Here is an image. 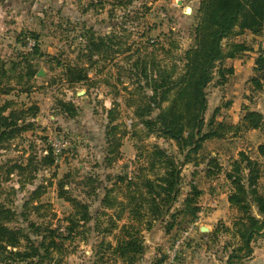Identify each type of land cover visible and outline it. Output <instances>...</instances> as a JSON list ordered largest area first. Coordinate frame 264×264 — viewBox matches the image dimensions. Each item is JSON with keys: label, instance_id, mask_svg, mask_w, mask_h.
I'll return each instance as SVG.
<instances>
[{"label": "rangeland", "instance_id": "rangeland-1", "mask_svg": "<svg viewBox=\"0 0 264 264\" xmlns=\"http://www.w3.org/2000/svg\"><path fill=\"white\" fill-rule=\"evenodd\" d=\"M199 2L0 0V89H9L0 96V105L9 103L5 116L17 118L19 125L23 120L28 123L23 132L0 143V204L16 212L9 226L24 228L32 239L44 235L46 229L66 235V219L79 218L66 198L86 204L98 219L79 223L73 238L61 242L52 264H122L105 250L107 243L115 247V238L123 234L122 226L131 223L122 210L123 186L116 179L133 181L141 172L149 179L160 177L161 169H149L146 164L147 153L155 146L174 157L180 171L179 193L169 211L175 215L176 225L166 232L168 214L148 230L141 226L144 251L135 264H163L166 250L188 230L179 264L182 260L190 264H264V231L253 236L250 250L244 248L241 235L247 234L248 223L245 214L229 206L232 188L225 177L232 171V163L240 162L239 153H244L262 163L257 188L264 196V159L258 155V147L264 144V126L256 131H231L223 139H208L193 160L184 163L190 148L180 152L168 137L147 134L133 116L135 109L143 107L148 90H142L139 68L132 64L137 59H155L169 70L173 57L180 59L193 44L191 27ZM187 8L190 14H186ZM89 34L96 42L103 39L105 45L88 51ZM169 40L176 41L178 48L168 49ZM231 42L244 43L252 52L254 48V62L259 55L264 57V27L260 35L245 32L222 40L223 52ZM228 61L221 66L216 63L204 88L203 130L212 117L233 127L240 125L249 110L264 118V84L254 91L249 84L252 78L236 80L233 73L222 82L217 71L221 67L225 74L232 69ZM67 65L85 69L87 80L67 83ZM63 103L72 104V117L65 113ZM53 138L65 145L57 156L49 146ZM191 186L200 191L192 203L194 206L197 201L200 209L194 220L174 214L184 208ZM107 189L112 191V205L103 209L101 201ZM212 200L217 201L220 214L214 222L203 221L213 210L214 205L209 204ZM251 213L261 221L254 208ZM30 224L35 227L28 230ZM201 227L207 232H201ZM0 264L7 261L0 257Z\"/></svg>", "mask_w": 264, "mask_h": 264}, {"label": "trees", "instance_id": "trees-1", "mask_svg": "<svg viewBox=\"0 0 264 264\" xmlns=\"http://www.w3.org/2000/svg\"><path fill=\"white\" fill-rule=\"evenodd\" d=\"M195 13L196 20L191 27L193 44L180 59L173 57L169 70L164 69L160 61L155 59L149 62L145 59H137L132 64V67L139 68L138 83L141 84L142 90H148V94L144 93L143 107L135 109L133 116L140 121L147 130V134L168 137L176 142L180 152L190 148L189 153L185 155L184 163L193 160V156L208 139H223L226 133L231 131L258 130L264 126L263 115L249 110L244 114L240 125L236 127L218 122L212 117L205 126L206 130L202 129V117L206 111L204 88L211 79L212 69L216 67V63L219 62L221 66L225 60L237 59L248 51L244 43L231 42L227 45V51L223 52L221 42L245 32L260 35L264 27V0H200ZM87 42L88 51L93 47L99 50L105 45L103 39H98L96 42L90 34ZM168 42V49L178 48L176 41ZM160 48L164 50V47ZM253 70L260 74L259 77H253L249 81L252 90L255 91L262 88L261 78L264 79L263 55H259L256 59ZM232 73V69H227L224 74L221 67L217 71L222 82L225 81L227 74ZM87 78L85 69L71 65L65 67L67 83L79 84ZM8 90L0 89V96L8 94ZM6 105L9 103L0 105V143L10 140L15 134L23 132L28 127L25 120L21 121L22 125H19L17 118L5 116ZM62 106L65 113L72 117L74 114L72 104L63 103ZM111 114L110 110L109 118ZM258 155L264 159V144L258 147ZM239 157L240 162L234 161L232 171L225 175L232 188L227 201L232 209L245 214L248 223L245 224L247 234L242 233L241 239L244 242V248L249 249L253 236L261 230L264 231V196L258 192L257 188L262 163L252 160L244 153H239ZM47 159L49 161L46 162L51 164V158ZM211 162L213 161L209 164ZM146 164L149 169H161L162 175L149 179L141 172L133 181L126 177L116 179V182L123 186L125 203L122 210L127 212L131 223L122 226L123 234L115 238V247L107 243L105 250H110L114 261H120L122 264H135L142 256L144 247L142 237L139 235L141 226H146L148 230L153 226V222L163 220L168 214L170 222L166 224V232L169 233L176 225L175 215L169 213L176 201L180 186V171L174 157L155 146L150 153H147ZM111 193V189L105 191L101 201L103 209L111 208ZM61 194L62 191L59 192L60 197ZM199 195L200 191L195 186H191V192L184 200V208L174 214H182L183 217H188V220L196 219L200 209L197 201L194 206L192 203ZM66 199L75 209V214L79 215L78 221H73L71 217L66 219V235L58 234L55 229H46L44 235H37L35 239H32L27 234L28 231L22 227H10V223L15 221L16 212L0 204L1 260L5 259L7 264L24 261L32 264H52L54 256L62 248L61 242L73 238L74 230L79 223L85 225L98 220L97 216L91 215L86 204L71 198ZM253 208L256 215L261 217V221L251 215ZM34 227L30 224L27 228L29 230ZM101 244L103 246L104 241Z\"/></svg>", "mask_w": 264, "mask_h": 264}, {"label": "crops", "instance_id": "crops-1", "mask_svg": "<svg viewBox=\"0 0 264 264\" xmlns=\"http://www.w3.org/2000/svg\"><path fill=\"white\" fill-rule=\"evenodd\" d=\"M253 48V47H251ZM252 51H250V49L246 52L243 53V55H241L239 58L237 59H232L229 60L228 62H231V67H232V71H233V76L236 80H241L246 78L245 81H247L248 79H251L253 77H259L260 74H257L254 72L253 68L255 65L254 62V56L256 57L257 53L256 50L253 48ZM261 83L264 84V79L261 78ZM252 131H256V130H252ZM226 195V194H225ZM224 198V194L222 195ZM226 198V196H225ZM209 204L213 207L212 212L207 215V217H203V221H210V222H214L213 219L214 217H217L220 214V210L219 207L217 206V201H209ZM215 220V219H214ZM201 221V220H199ZM181 264H190L189 260H186L185 262H181Z\"/></svg>", "mask_w": 264, "mask_h": 264}, {"label": "built area", "instance_id": "built-area-1", "mask_svg": "<svg viewBox=\"0 0 264 264\" xmlns=\"http://www.w3.org/2000/svg\"><path fill=\"white\" fill-rule=\"evenodd\" d=\"M49 146L51 148L52 154L57 156L61 153V149L64 148L65 145L63 142L61 143V141L53 138L51 139ZM188 235L189 230L184 232L182 236H180V238L174 242L173 246L166 250V260H164L163 264H179L180 250Z\"/></svg>", "mask_w": 264, "mask_h": 264}, {"label": "water", "instance_id": "water-1", "mask_svg": "<svg viewBox=\"0 0 264 264\" xmlns=\"http://www.w3.org/2000/svg\"><path fill=\"white\" fill-rule=\"evenodd\" d=\"M191 13V9L190 8H187L186 9V14H190ZM38 76H41L42 75V71H39V73L37 74ZM200 231L201 232H207V228L206 227H201L200 228Z\"/></svg>", "mask_w": 264, "mask_h": 264}]
</instances>
